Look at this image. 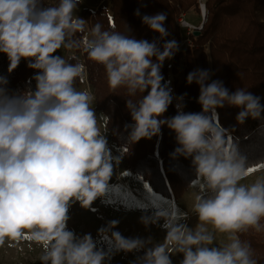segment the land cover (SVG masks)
Wrapping results in <instances>:
<instances>
[{
    "label": "trees",
    "instance_id": "trees-1",
    "mask_svg": "<svg viewBox=\"0 0 264 264\" xmlns=\"http://www.w3.org/2000/svg\"><path fill=\"white\" fill-rule=\"evenodd\" d=\"M202 2L110 0L109 8H83L98 40L83 49V24L66 12L80 0H0L3 124L51 120L61 107L64 86L41 60L44 26L76 47L70 78L82 85L86 70L126 177L172 203L201 179L203 151L236 173L264 166V0H205L203 30L190 33L193 46L182 55L179 20ZM250 201L236 234L247 264H264V190Z\"/></svg>",
    "mask_w": 264,
    "mask_h": 264
},
{
    "label": "rangeland",
    "instance_id": "rangeland-1",
    "mask_svg": "<svg viewBox=\"0 0 264 264\" xmlns=\"http://www.w3.org/2000/svg\"><path fill=\"white\" fill-rule=\"evenodd\" d=\"M202 1L199 12L180 20L182 55L187 40L193 46L190 33L198 36L207 20ZM102 5L109 8L110 0H80L66 9L83 24V49L96 37L82 9ZM37 32L41 60L56 72L64 94L53 119L12 126L3 124L0 96V264H247L236 229L249 219L251 196L264 190V166L236 173L203 151L194 189L166 202L141 179L125 176L106 119L94 109L93 90L84 74L82 85L70 78L67 61L76 47L59 36L49 40L44 26Z\"/></svg>",
    "mask_w": 264,
    "mask_h": 264
},
{
    "label": "built area",
    "instance_id": "built-area-1",
    "mask_svg": "<svg viewBox=\"0 0 264 264\" xmlns=\"http://www.w3.org/2000/svg\"><path fill=\"white\" fill-rule=\"evenodd\" d=\"M204 10V9H203ZM182 19V18H181ZM180 19V20H181ZM180 20H179V24H180ZM183 23V25L185 26V24H186V22H182ZM181 25V24H180ZM182 26V25H181ZM186 42H189L188 43V46H191V42H190V40H187ZM188 46L186 47V49L188 48ZM185 49V50H186ZM185 52V51H184ZM84 80L86 81V83L88 84V86H90L89 85V82H88V77H87V72H86V70H85V73H84Z\"/></svg>",
    "mask_w": 264,
    "mask_h": 264
},
{
    "label": "crops",
    "instance_id": "crops-1",
    "mask_svg": "<svg viewBox=\"0 0 264 264\" xmlns=\"http://www.w3.org/2000/svg\"><path fill=\"white\" fill-rule=\"evenodd\" d=\"M53 35H50L49 36V40H51V39H53ZM65 42V41H64ZM97 43H98V40L96 39V41L94 40V42L92 43V45H97ZM86 46V45H85ZM84 47V46H83ZM43 48H44V46H43ZM192 189H194V187H192L190 190H189V192L188 193H190L191 191H192ZM240 189H242V188H240ZM188 195V194H187Z\"/></svg>",
    "mask_w": 264,
    "mask_h": 264
},
{
    "label": "water",
    "instance_id": "water-1",
    "mask_svg": "<svg viewBox=\"0 0 264 264\" xmlns=\"http://www.w3.org/2000/svg\"><path fill=\"white\" fill-rule=\"evenodd\" d=\"M203 8H204V11H205V10H206V9H205V5H204V7H203ZM196 34H197V35H199V34H200V32H197Z\"/></svg>",
    "mask_w": 264,
    "mask_h": 264
}]
</instances>
